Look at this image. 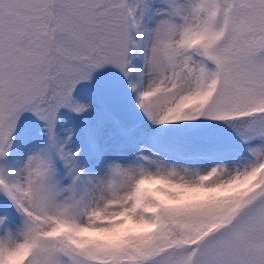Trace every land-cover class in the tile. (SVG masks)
Returning <instances> with one entry per match:
<instances>
[{
    "label": "snow or ice",
    "instance_id": "1",
    "mask_svg": "<svg viewBox=\"0 0 264 264\" xmlns=\"http://www.w3.org/2000/svg\"><path fill=\"white\" fill-rule=\"evenodd\" d=\"M0 264H264V0H0Z\"/></svg>",
    "mask_w": 264,
    "mask_h": 264
}]
</instances>
